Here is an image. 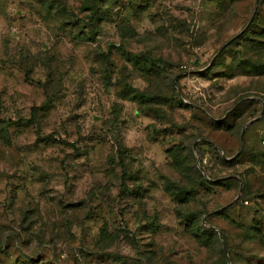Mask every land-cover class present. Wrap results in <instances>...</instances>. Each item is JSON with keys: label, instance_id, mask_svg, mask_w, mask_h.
Here are the masks:
<instances>
[{"label": "rangeland", "instance_id": "1", "mask_svg": "<svg viewBox=\"0 0 264 264\" xmlns=\"http://www.w3.org/2000/svg\"><path fill=\"white\" fill-rule=\"evenodd\" d=\"M228 257L264 264V0H0V264Z\"/></svg>", "mask_w": 264, "mask_h": 264}, {"label": "trees", "instance_id": "2", "mask_svg": "<svg viewBox=\"0 0 264 264\" xmlns=\"http://www.w3.org/2000/svg\"><path fill=\"white\" fill-rule=\"evenodd\" d=\"M124 54L127 56V57H136V58H141V57H137V56H135L133 53H131V52H128V51H124ZM141 59H143V60H145V59H147L146 57H144L143 56V58H141ZM151 59V58H150ZM151 60H155V59H151ZM147 97V96H146ZM151 97V96H150ZM153 98H155V96H152ZM158 96H156V98H157ZM235 111H236V109H234L232 112H230L228 115H227V117L225 118V120H223V121H220L221 122V124H223V123H227V119H229L234 113H235ZM20 121H23V119L22 120H20ZM28 123H32L33 122V120L32 119H29V120H26ZM210 177H213V176H211V174L209 173L208 174ZM207 182V180H205V178L204 177H202V175H201V182Z\"/></svg>", "mask_w": 264, "mask_h": 264}, {"label": "water", "instance_id": "3", "mask_svg": "<svg viewBox=\"0 0 264 264\" xmlns=\"http://www.w3.org/2000/svg\"><path fill=\"white\" fill-rule=\"evenodd\" d=\"M239 34H237L236 36H234L232 39H234V38H236L237 36H238ZM231 41V40H230ZM237 107V105H235L231 110H229V112L226 114V115H228L230 112H232L235 108ZM254 120H252L251 122H249L247 125H249L250 123H252ZM247 125L243 128V131H242V134H241V142H242V144H244V142H245V139H244V133H245V129H246V127H247ZM222 152V151H221ZM202 171H203V173L206 175V173H205V171L202 169ZM238 178V177H237ZM241 181V185H243V181L242 180H240ZM239 198V196L237 197V199ZM231 262V259H230V257H228V263L229 264H231L230 263Z\"/></svg>", "mask_w": 264, "mask_h": 264}]
</instances>
